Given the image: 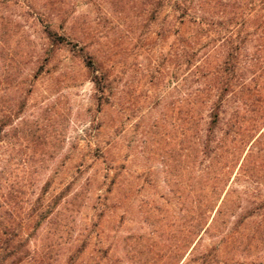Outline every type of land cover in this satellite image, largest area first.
I'll use <instances>...</instances> for the list:
<instances>
[{"label":"rangeland","instance_id":"obj_1","mask_svg":"<svg viewBox=\"0 0 264 264\" xmlns=\"http://www.w3.org/2000/svg\"><path fill=\"white\" fill-rule=\"evenodd\" d=\"M257 3L0 0V264H264Z\"/></svg>","mask_w":264,"mask_h":264},{"label":"trees","instance_id":"obj_2","mask_svg":"<svg viewBox=\"0 0 264 264\" xmlns=\"http://www.w3.org/2000/svg\"><path fill=\"white\" fill-rule=\"evenodd\" d=\"M259 4L258 5H263L264 4V0H258ZM257 5H255L254 7H256ZM179 7V5H178ZM253 7V8H254ZM201 25V24H199ZM50 38H54L53 35H49ZM60 42L63 41V39H59ZM199 46L198 43H195L192 50ZM202 48V46L200 47V49ZM192 57L194 56V50L192 51ZM95 84L97 86H99L100 83L95 82ZM228 86H226L220 96H218L216 98V100L214 101L212 107H211V113L209 116V122H208V126H207V134H206V141L203 142V146H202V155L203 157H205V159L212 157L213 160H215L216 162H218V160H227L229 163H236L239 161L240 159V148L243 144H245V139L244 137L246 135H239L241 137H235V141L232 145V147L229 145V142L227 139H222L219 142H217L216 146L212 148L211 143L214 142L215 140V134L216 131L219 128L221 119H222V110H223V101H224V97L227 95L228 92ZM235 125H233L234 127H236V123H234ZM233 127V128H234ZM240 128V127H239ZM247 132V129L245 130ZM239 138V140H238ZM222 178H220V174L217 175V177L215 178V183H212L211 185V195L213 196L221 187V183H222ZM210 200L206 203H209ZM207 210V209H206ZM203 214V213H201ZM205 214V213H204ZM203 214V215H204ZM201 220L202 217H201Z\"/></svg>","mask_w":264,"mask_h":264}]
</instances>
